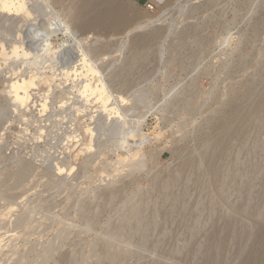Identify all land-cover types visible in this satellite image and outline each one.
<instances>
[{"label":"rangeland","instance_id":"rangeland-1","mask_svg":"<svg viewBox=\"0 0 264 264\" xmlns=\"http://www.w3.org/2000/svg\"><path fill=\"white\" fill-rule=\"evenodd\" d=\"M85 2L0 9V264H183L229 219L222 263L264 256V0H117L157 18L122 51L112 17L77 22ZM52 7L75 37L36 51Z\"/></svg>","mask_w":264,"mask_h":264},{"label":"bare ground","instance_id":"bare-ground-1","mask_svg":"<svg viewBox=\"0 0 264 264\" xmlns=\"http://www.w3.org/2000/svg\"><path fill=\"white\" fill-rule=\"evenodd\" d=\"M42 1L44 0H0V9L2 12H10L12 13V15H18V14H22V17H25L29 14H31L34 9L39 6L40 4H42ZM117 0H100L99 3H97V0H86L85 3L82 4L83 10L87 9V12L84 13V15L82 17H78L80 14L79 11H75V13H77L76 15H78L76 18H78L77 22H83L84 21V25L87 27L90 26H102L101 24L104 22V20L106 19V17H112L113 21L110 24L111 26H113L114 28H122V27H126L125 29V34L123 36V39H121L119 41V51H122L121 49L125 46L126 42H128L130 40V36H132L131 34L133 33V31L136 28L145 26L146 24L156 21L157 18L154 17V15H150V16H141L137 13L129 15L128 11H126L127 9L125 7H123V5H120L118 3H116ZM79 2V1H78ZM120 3V2H119ZM157 4V7L159 10H161L163 7H165L167 4L164 2L163 4H161L159 1L155 2ZM160 3V4H159ZM77 4V2L75 3V5ZM74 5V4H73ZM74 5V6H75ZM92 6V7H91ZM47 7H49L47 5ZM71 7V6H70ZM69 7V8H70ZM75 8V7H73ZM53 12L50 15H45L43 17V22H42V26L44 27V33L40 34L39 37L40 39L38 40L40 42V47H38L36 49L39 50H44V53L48 50V44H46V40H48L50 37L52 36H60V35H67V36H72L75 37V34L72 31V27H71V18H69L68 14H60L59 12H57V10L54 9V7H52ZM73 14V10L72 8H70ZM126 9V10H125ZM65 10V9H64ZM82 10V11H83ZM68 11V8L67 10ZM62 12V10H61ZM69 12V14L71 13ZM63 13V12H62ZM81 15V14H80ZM72 16V15H71ZM70 16V17H71ZM75 16V15H74ZM69 18V19H68ZM75 18V19H76ZM140 19V21L131 24L133 19ZM71 20V21H70ZM111 20V19H110ZM75 21V20H74ZM107 21V20H106ZM73 23V22H72ZM85 28V27H84ZM147 36V34L144 36V34H139L137 36H135L134 38H131L132 40V46L136 49H139V47L141 46V44L146 43L145 41V37ZM148 37V36H147ZM71 38V37H70ZM99 39V38H96ZM73 40H75L73 38ZM148 40V39H147ZM98 41V40H97ZM38 42V43H39ZM149 42V41H148ZM44 43V44H43ZM64 43V44H63ZM67 43V44H65ZM73 42H71L72 44ZM75 43V42H74ZM81 43V42H80ZM96 43V41H95ZM70 44V42L68 40H64V42H62V44H60V46L62 47H67V45ZM78 45V43H77ZM72 46V45H71ZM81 47V46H79ZM70 48V47H68ZM67 49V48H66ZM134 49V51L136 50ZM35 51V52H36ZM68 51V50H67ZM139 51V50H138ZM40 52V51H39ZM142 53V52H141ZM41 54V53H40ZM43 54V53H42ZM137 54H140L137 53ZM40 55L36 54V57H39ZM133 56V55H132ZM137 56V55H135ZM140 57V56H139ZM136 58V57H135ZM125 60V59H124ZM137 60V59H136ZM142 61V60H141ZM132 62V61H131ZM130 62V63H131ZM49 63V62H48ZM142 63V62H141ZM126 64V63H125ZM128 64V63H127ZM126 64V65H127ZM135 64V63H134ZM123 66L124 68L127 66ZM85 67H89L88 63L86 62L83 67L81 68H85ZM56 68V67H54ZM92 68V67H91ZM53 71V69H52ZM93 71H95L93 69ZM53 76V75H52ZM55 76V75H54ZM116 77V76H115ZM116 79V78H115ZM119 84V83H118ZM83 89L84 92L88 93V96L95 94L97 96V100H99L100 104H106L109 100V96L106 95L105 91H104V84L101 83V81H93L92 84L89 83H84L83 84ZM189 92V91H188ZM187 94V93H186ZM115 96H113L112 98L114 99ZM117 99H122V96H116ZM94 98V97H93ZM186 98V97H185ZM178 100V99H177ZM181 100V99H180ZM261 104V103H260ZM264 104V103H263ZM250 107V106H249ZM252 108V107H251ZM246 110V109H245ZM261 111V110H260ZM241 112V111H240ZM249 113V112H248ZM254 113V112H253ZM259 114V113H257ZM253 115V114H252ZM244 116V115H243ZM241 117V114H240ZM239 117V118H240ZM242 119V118H241ZM243 120V119H242ZM238 121V120H237ZM242 123V122H241ZM254 125V124H253ZM226 126V125H225ZM253 129V128H252ZM225 130V128H224ZM223 130V131H224ZM241 132V131H240ZM252 132V131H251ZM250 135V134H249ZM252 146V145H251ZM255 147V146H254ZM261 150V149H260ZM215 156V155H214ZM216 158V157H215ZM191 161V160H190ZM210 161V160H209ZM218 161V160H217ZM216 161V162H217ZM247 161V160H246ZM237 162V161H236ZM190 163V162H189ZM197 163V162H196ZM209 163V162H208ZM243 163V162H242ZM199 164V163H198ZM190 165V164H189ZM210 165V164H209ZM213 165V164H212ZM217 165V164H216ZM215 165V166H216ZM238 165V164H237ZM203 166V165H202ZM208 167V166H207ZM206 168V167H205ZM200 169V168H199ZM223 172V171H222ZM236 173V172H235ZM257 179V178H256ZM251 182V180L249 181ZM243 188V187H242ZM248 192V191H247ZM110 195V194H109ZM110 198V197H109ZM240 198V197H239ZM238 198V199H239ZM177 200V199H176ZM171 202V201H170ZM175 203V202H174ZM173 203V204H174ZM239 203V202H238ZM170 204V203H169ZM244 209V208H243ZM245 211V210H244ZM191 213V212H190ZM236 213V212H235ZM241 213V212H240ZM237 214V213H236ZM239 214V213H238ZM249 214V213H248ZM225 215V214H224ZM242 215V214H241ZM244 215V213H243ZM227 216V214H226ZM133 217V216H132ZM235 217V216H234ZM139 218V217H138ZM230 218V217H229ZM251 218V217H250ZM258 218V217H257ZM260 218V217H259ZM186 218H184L185 220ZM218 220V219H217ZM228 220V218H227ZM239 221V220H238ZM181 222V220H180ZM219 223V222H218ZM227 225L224 226H219L216 227V229H218V231L212 232V233H206L200 240L201 242H199L198 244H200V246H203V256L199 255L198 258L192 256L194 253V251H192V253H185L186 255L183 256V259L181 261V263L183 264H187V259L192 257V260L194 261L193 264H223L222 261L224 259V257L222 258V247L223 245H228V243L231 242L232 239L236 238L234 236H232V233L235 232L237 230V228L239 227V223L238 222H232L230 219L228 221V223L226 222ZM257 224V223H256ZM242 225V224H241ZM259 226V224H258ZM256 227V226H255ZM263 227V226H262ZM210 228V227H209ZM213 228V227H212ZM244 228V227H242ZM186 229V228H185ZM195 229V228H194ZM211 229V228H210ZM241 229V228H240ZM239 230V229H238ZM244 230V229H242ZM259 230V229H258ZM193 231V230H192ZM195 231V230H194ZM221 231V232H220ZM257 231V230H256ZM255 231V232H256ZM204 232V231H203ZM209 232V231H208ZM228 232V233H227ZM231 232V233H230ZM239 232V231H238ZM195 233V232H193ZM241 233V231H240ZM252 234V233H251ZM254 234V233H253ZM263 234V233H262ZM193 236V235H192ZM191 237H188V240H190ZM201 237V236H199ZM185 238V237H184ZM183 238V239H184ZM247 238V237H246ZM245 238V239H246ZM195 240V239H192ZM198 240V239H197ZM262 240V239H261ZM185 241V240H184ZM187 242V241H186ZM194 242V241H193ZM197 242V241H196ZM239 242H241L239 240ZM250 242V241H249ZM191 243V242H189ZM187 243V244H189ZM246 243V242H245ZM261 243V242H260ZM184 244V243H183ZM197 244V243H196ZM253 245V244H251ZM264 245V244H263ZM188 246V245H186ZM196 246V245H195ZM246 246V245H245ZM250 246V245H249ZM194 247V246H193ZM237 247V245H236ZM189 248V246H188ZM187 248V249H188ZM198 248V246H197ZM201 248V247H200ZM232 248V247H231ZM230 248V249H231ZM238 248V247H237ZM244 248V247H243ZM247 248V247H246ZM250 248V247H249ZM200 250V249H199ZM188 251V250H187ZM237 251V250H236ZM235 251V252H236ZM245 251V250H244ZM246 252V251H245ZM202 253V252H201ZM240 253V252H239ZM242 253V252H241ZM234 254V253H233ZM245 254V253H244ZM247 255L245 256V258L243 259L241 264H264V256H261V254L257 251L256 248H253L252 250H250L248 253H246ZM177 255V254H176ZM181 255V254H180ZM179 255V256H180ZM202 255V254H201ZM227 255V254H226ZM241 255V254H240ZM225 256V254H224ZM112 257V256H111ZM110 257V258H111ZM172 257V256H171ZM231 257V256H230ZM241 257V256H240ZM239 257V258H240ZM114 258V257H113ZM173 258V257H172ZM230 259V258H229ZM116 260V259H115ZM114 260V261H115ZM177 260V259H176ZM192 260H190L192 262ZM234 260V259H233ZM232 260V261H233ZM156 261V260H155ZM158 261V260H157ZM178 261V260H177ZM190 262V263H191ZM226 262V261H225ZM153 264H157L152 262ZM229 263V262H228ZM230 264V263H229Z\"/></svg>","mask_w":264,"mask_h":264},{"label":"built area","instance_id":"built-area-1","mask_svg":"<svg viewBox=\"0 0 264 264\" xmlns=\"http://www.w3.org/2000/svg\"><path fill=\"white\" fill-rule=\"evenodd\" d=\"M145 6L148 10L153 11L155 9V5L151 2H146Z\"/></svg>","mask_w":264,"mask_h":264},{"label":"crops","instance_id":"crops-1","mask_svg":"<svg viewBox=\"0 0 264 264\" xmlns=\"http://www.w3.org/2000/svg\"><path fill=\"white\" fill-rule=\"evenodd\" d=\"M137 1H140V2H151V3H155L156 1H159L160 2V0H137ZM156 4V3H155Z\"/></svg>","mask_w":264,"mask_h":264}]
</instances>
